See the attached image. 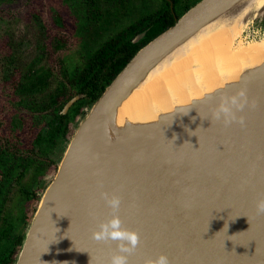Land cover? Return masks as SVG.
I'll list each match as a JSON object with an SVG mask.
<instances>
[{
	"label": "water",
	"instance_id": "obj_1",
	"mask_svg": "<svg viewBox=\"0 0 264 264\" xmlns=\"http://www.w3.org/2000/svg\"><path fill=\"white\" fill-rule=\"evenodd\" d=\"M240 1L196 0L120 70L73 132L10 264H107L115 242L91 238L111 215L101 191L121 196L123 226L140 234L129 264L160 253L170 264H264V215L255 210L264 196V64L113 152L102 154L98 145L106 116L147 69ZM241 87L257 101L242 113L246 125L211 123L221 96ZM80 97L69 100L64 112Z\"/></svg>",
	"mask_w": 264,
	"mask_h": 264
},
{
	"label": "trees",
	"instance_id": "obj_2",
	"mask_svg": "<svg viewBox=\"0 0 264 264\" xmlns=\"http://www.w3.org/2000/svg\"><path fill=\"white\" fill-rule=\"evenodd\" d=\"M10 1L13 0H0V5ZM171 1L174 4L176 17H180L196 0H189L183 5H180V0ZM165 3L166 6L153 15L106 41L101 53L82 56L79 61H68V57L61 51L69 46L68 38L61 30L56 31L51 39L49 37L42 42L40 54H35L30 57L31 59H26L18 53L19 44L12 38L7 39L5 44L0 42V117L6 128L4 137L8 142L6 145L8 148L3 152L7 158H0V169L8 175L7 179L10 175L14 176L17 170V160L14 162V158H9V146H20L24 152L38 146L43 153L51 152L53 145L46 147L45 138L41 136L33 138L32 129L37 130L43 123L49 122L50 116L58 114L72 96L85 93L86 96L79 100L67 115L61 117L62 124L54 142H59L61 139L68 141L72 135L70 123L75 121L80 113L83 115L86 113L81 110L93 105L143 45L175 23L176 18L169 7V2L165 1ZM50 17L54 26L59 23L56 28H66V24L56 19L54 15L49 16L48 19ZM41 20L50 29V22L47 23L44 18ZM76 21L79 23L76 35L79 37L86 26L82 20ZM147 28L148 32L141 43L132 42L136 34ZM5 34L10 36L8 30ZM3 75L8 76L4 78ZM13 114L18 116V122L22 127L16 128L13 125L15 122L11 118ZM34 122L38 126H34ZM31 124L33 126H30ZM47 164L50 162L41 163L38 174L44 173ZM22 239L23 233L9 240L6 258L0 261L1 264H10L13 261ZM12 246L13 249L8 251Z\"/></svg>",
	"mask_w": 264,
	"mask_h": 264
},
{
	"label": "bare ground",
	"instance_id": "obj_3",
	"mask_svg": "<svg viewBox=\"0 0 264 264\" xmlns=\"http://www.w3.org/2000/svg\"><path fill=\"white\" fill-rule=\"evenodd\" d=\"M260 2L264 0L240 1L153 63L106 116L100 153L113 152L136 135L154 131L264 64V39L235 41Z\"/></svg>",
	"mask_w": 264,
	"mask_h": 264
},
{
	"label": "flooded vegetation",
	"instance_id": "obj_4",
	"mask_svg": "<svg viewBox=\"0 0 264 264\" xmlns=\"http://www.w3.org/2000/svg\"><path fill=\"white\" fill-rule=\"evenodd\" d=\"M58 1L60 3L59 6L55 8V10H50V13L46 15L47 21L50 22V26H51L50 29L47 27L46 29L48 32L53 31V35L52 33H50L51 35H49V33L46 34V40L49 39V37L51 39L56 31L61 30V32L67 36L68 45H69L67 48L61 49V51L63 52L64 55H66V57H68L69 59L68 61H79L83 57H87L88 54L92 53L94 55L95 53H101L104 43L108 41L110 38L115 37L117 35V33L110 35L109 38L106 41H104L102 44H100L98 47L95 46L93 49L89 48V49L81 50L80 47L82 48V43L84 44L90 42V40L88 39L90 34H86L84 33V31L89 29L92 30L93 27L96 28V26L99 24L101 20L102 13H106L108 15L110 10L118 8L119 5L126 6L125 4L134 2L135 0H121V1L120 0H58ZM159 1L161 2V5L157 11H159L160 9L166 6L165 1L169 2V7L171 8L174 17L176 18L174 4L173 7H171V0H159ZM180 1H181L180 5H183L187 3L189 0H180ZM157 11L153 12L150 15H153ZM51 15H54L56 19L66 24V28H61V29L56 28V25H58L59 23L57 22L56 25L54 26L51 17L50 19H48V17ZM148 16H146L145 18H147ZM145 18H143V20ZM77 19L82 20L86 26L85 29L81 28L82 33L81 35H79V37H77L76 35L79 26V23L76 21ZM38 21L37 24L39 25V27L40 28L42 27L45 31L44 28L45 23L43 22V20L39 19ZM144 31H146L147 34L148 28L136 34L133 37L132 42L141 43L146 37V35L137 41H135V38ZM90 33L95 34L94 31ZM4 36H6V34H4ZM42 42H40L35 48V54L37 55L40 54L41 52L40 45ZM18 44H19L18 53L21 54L26 59H31L30 57L26 56L25 52L23 51L24 50L23 46L20 43ZM7 76L3 75L2 77L5 78ZM77 95H81V97L77 101H75V103L69 108L68 112L65 113L64 112L65 105L69 102V100H71L73 97ZM85 96H86L85 93L75 94L65 103V105L58 112V114L56 115L52 114L50 116L51 120L49 122L43 123L41 125V128H38L37 130L36 128L32 129L33 138H35L36 136H41L42 138H45L44 142L46 144L45 145L46 147L53 145L51 146L52 147L51 152L43 153L41 152L38 146L25 152L20 146H9V150H10L9 158H14V162L17 160V170L14 176L10 175V178L7 179L8 175L3 170L0 169V261L5 260L6 258L7 245L9 240L14 239L15 235L17 236L23 233V228L26 225L27 220L30 218L32 212H34L35 210L33 209L34 203L38 201L42 193L41 185L46 181L47 176L52 169H55L57 171L60 162L58 160L60 150H62V148L65 147V145L69 142L72 136V135L70 136L68 141H66L65 139H61L59 142L56 143L54 142L55 136L62 124L61 117L67 115L71 110V108ZM87 108L88 107H84L81 111L85 112ZM14 112L16 113V111ZM82 115L83 114L80 113L77 116L76 120L70 123L69 127L71 131L73 129V125H75L82 118ZM11 118L14 119L15 122L13 123V125L16 126V128L22 127L20 122H18V116L16 114L11 115ZM33 124L34 126H38L36 125V122H34ZM33 124H31L30 126H33ZM5 132H6L5 125L3 124V122H1V117H0V146H1L0 158H7L5 154H3L5 149L8 148L6 146L8 145V142L4 137ZM46 161L50 162V164H47V169L44 171L43 174H38L39 168L41 167V163H45ZM37 183H39L38 186H36ZM46 184H44L43 186H45ZM13 242L14 241H12V243ZM16 246L17 244L15 245V248ZM10 249L12 250L13 246L9 248L8 251Z\"/></svg>",
	"mask_w": 264,
	"mask_h": 264
},
{
	"label": "rangeland",
	"instance_id": "obj_5",
	"mask_svg": "<svg viewBox=\"0 0 264 264\" xmlns=\"http://www.w3.org/2000/svg\"><path fill=\"white\" fill-rule=\"evenodd\" d=\"M59 4L60 3L58 0H13L1 4V44H5L7 39L12 38L23 46V51L25 52L26 56H34L36 46L42 41L45 42L46 34L49 33V35H51L50 33H52L53 35V31H47L46 25L44 27L45 31L42 27L40 28L37 24V21L44 18L48 23L46 15L50 13V10H55ZM125 5L126 6L119 5L118 8L110 10L108 15L106 13H102L101 20L96 28L93 27L92 30L89 29L84 31V33L90 34L88 37L90 42L84 44L82 43V48L80 47V49H93L95 46L98 47L100 44L106 41L110 35L126 31L131 25L138 24L141 20H143V18L157 11L161 5V2L159 0H135L134 2H130ZM263 6L264 2L254 5V10L252 11L253 17L257 15L258 10ZM7 30L10 36H4ZM246 30L247 31H245L243 35V40L245 42L264 39V12H260L253 19V21L250 22ZM93 31L95 34L90 33ZM89 108L90 107L86 109V113ZM84 115L75 125H73L72 134L82 121ZM67 145L68 143L62 148V150H60L59 158L57 157L59 161L62 159ZM55 174V169H52L49 172L46 181L41 185V192H43L46 185L53 180ZM38 184L39 183H37L36 186H38ZM44 184L46 185L43 186ZM36 205L37 203L35 202L33 209L36 208Z\"/></svg>",
	"mask_w": 264,
	"mask_h": 264
},
{
	"label": "clouds",
	"instance_id": "obj_6",
	"mask_svg": "<svg viewBox=\"0 0 264 264\" xmlns=\"http://www.w3.org/2000/svg\"><path fill=\"white\" fill-rule=\"evenodd\" d=\"M256 104L257 101L250 99L248 91L244 87L237 89L234 93L223 94L218 104L211 110V123L215 120L222 121L225 126L238 123L241 127H244L246 125L245 116L242 114L244 109L255 107ZM185 143L190 142L185 141ZM183 145L180 147H183ZM100 195L108 206L111 215L107 219L101 220L97 228L92 230L91 238L98 242H115L116 248L110 255L107 264H129L130 256L137 250L140 243V234L135 229L123 226V221L119 215L122 200L119 194L101 191ZM255 210L257 215H264V196L258 197L255 201ZM144 264H170V259L166 253H160L155 258H146Z\"/></svg>",
	"mask_w": 264,
	"mask_h": 264
}]
</instances>
